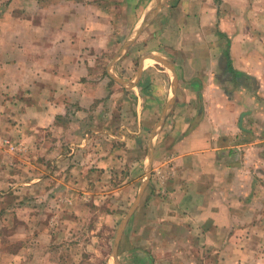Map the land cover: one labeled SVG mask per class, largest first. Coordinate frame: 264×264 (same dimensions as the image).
Segmentation results:
<instances>
[{
  "label": "crops",
  "instance_id": "1",
  "mask_svg": "<svg viewBox=\"0 0 264 264\" xmlns=\"http://www.w3.org/2000/svg\"><path fill=\"white\" fill-rule=\"evenodd\" d=\"M0 1V122L19 142L3 147H48L51 162L74 164L49 174L52 206L76 197L58 176L83 193L90 161L133 187L153 141L119 263L133 226L137 240L163 244L159 259L141 246L151 264H232L239 244L264 241V0H174L168 11L166 0L126 49L156 0Z\"/></svg>",
  "mask_w": 264,
  "mask_h": 264
},
{
  "label": "rangeland",
  "instance_id": "2",
  "mask_svg": "<svg viewBox=\"0 0 264 264\" xmlns=\"http://www.w3.org/2000/svg\"><path fill=\"white\" fill-rule=\"evenodd\" d=\"M173 1L168 3L167 11ZM167 58L174 64L171 57ZM137 67L135 65L130 76H134ZM1 127L3 125L0 122V264H45L48 258L49 264H113L118 229L138 197L146 171L138 172L132 166H126L127 170L133 169L132 175L137 176L136 184L132 187L128 180L118 183L112 177L102 179L100 173L96 174L100 168L96 169V164L90 161L89 169L93 175L86 183L88 187L84 186L82 189L83 193L78 191V179L65 182V179L58 176L55 182L60 193L63 190L67 193L73 191L76 197L58 193L61 196L57 201L59 206H52L46 195L47 187L52 184L49 174L64 166L69 171L74 164L67 161L63 166L55 161L51 162L47 159L48 147L35 151H25L22 145L13 151L3 147L6 140L19 142ZM35 175H40L43 179L32 183L29 177ZM24 182L30 185H22ZM66 183L67 186L71 184L75 191L65 190ZM25 205L30 206L29 210H19ZM46 222L53 225L49 231L55 239L54 245H47L48 230L44 228ZM256 233L264 236V227H259V233ZM39 238L40 242L37 241ZM158 243L146 244L143 240H137L134 237V226L132 229L128 227L119 248L120 263L151 264L149 260L140 258L144 248L141 246L154 250L158 253L156 259H159L164 250L163 244ZM233 248L236 249V246L233 245ZM239 249V252L233 251L236 258L232 264H264V241L258 243L249 240L239 244ZM173 250L175 252L176 249ZM17 253L23 256L21 261L15 259L14 255ZM44 255L49 257L45 259Z\"/></svg>",
  "mask_w": 264,
  "mask_h": 264
},
{
  "label": "water",
  "instance_id": "3",
  "mask_svg": "<svg viewBox=\"0 0 264 264\" xmlns=\"http://www.w3.org/2000/svg\"><path fill=\"white\" fill-rule=\"evenodd\" d=\"M165 1L166 0H156L155 1V4L153 5V8L149 12V14L143 19V21L141 22L139 28L137 29L135 37L131 41L127 42V44L125 45L124 49L129 47V45L134 41V39L137 38L141 34V32L143 31V29L145 28L147 23H149L156 16L158 11L162 8V6L164 5ZM150 57L152 59H154V60H158V61H161L162 63H164V65L173 73L174 77H176L175 76L176 74H175L174 65L167 57L162 56V55H156V54L152 55ZM173 85H174V88L172 90V97L170 98L169 103H168V110L165 112V114L162 116L161 120L157 124V129L160 128V126L163 124L165 118L167 117L169 111L173 108V105H174V102H175L176 82H174ZM155 133H156V130L154 131L153 135H155ZM153 149H154V144H153V141H152L150 143L149 152H148L147 176H146V178H145V180H144V182H143V184H142V186L140 188V191H139V194H138V197H137L135 203L131 207V209H130L129 213L127 214V216L121 222V225H120V227L118 229V232H117V236H116V239H115V242H114V251H113L114 264H120L119 261H118V256H117L118 255V247H119V244H120V239L122 237L124 228L127 225L129 218L131 217V215L134 213L135 209L137 208V206H138V204H139V202H140V200L142 198L143 192H144V190H145L146 186L148 185L149 180L151 178V162L153 160Z\"/></svg>",
  "mask_w": 264,
  "mask_h": 264
},
{
  "label": "built area",
  "instance_id": "4",
  "mask_svg": "<svg viewBox=\"0 0 264 264\" xmlns=\"http://www.w3.org/2000/svg\"><path fill=\"white\" fill-rule=\"evenodd\" d=\"M7 143H9V142H7Z\"/></svg>",
  "mask_w": 264,
  "mask_h": 264
}]
</instances>
